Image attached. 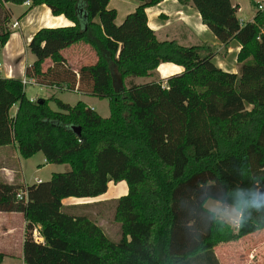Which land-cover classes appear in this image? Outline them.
I'll list each match as a JSON object with an SVG mask.
<instances>
[{
    "label": "trees",
    "instance_id": "16d2710c",
    "mask_svg": "<svg viewBox=\"0 0 264 264\" xmlns=\"http://www.w3.org/2000/svg\"><path fill=\"white\" fill-rule=\"evenodd\" d=\"M25 1L0 0V51L12 32L7 2ZM159 1L140 0L117 23L110 0H31L73 23L36 31L27 77L106 97L110 114L58 97L55 109L51 98L28 97L21 77L0 75V145L14 141L24 157L43 151L49 162L68 164L26 187L0 180V211L21 212L28 222L25 264H221L218 245L264 228V6L242 20L232 0H192L222 42L242 44L233 72L214 62L209 43L159 39L146 12ZM80 40L99 58L76 72L61 50ZM47 57L53 64L43 70ZM169 61L184 69L136 81ZM110 180L129 186L116 208L119 242L62 209L65 198L106 193ZM21 189L27 200L17 197ZM209 199L234 206L239 226L207 208ZM35 225L44 242L34 238Z\"/></svg>",
    "mask_w": 264,
    "mask_h": 264
},
{
    "label": "crops",
    "instance_id": "0c3cea01",
    "mask_svg": "<svg viewBox=\"0 0 264 264\" xmlns=\"http://www.w3.org/2000/svg\"><path fill=\"white\" fill-rule=\"evenodd\" d=\"M232 2L234 4L240 5L238 10L239 13V11L242 9L240 1L232 0ZM139 3L140 0H110L109 6L117 9L118 17L120 10L128 11V14L131 12H129V10L132 9L133 11ZM7 6L11 10V22L18 20L20 24L19 27L12 28V32L8 41L0 51V73H2L0 75L17 76L24 79L27 78V66L35 59L34 57L32 60H29V56L26 54V52L29 51V42L36 31L43 26L68 25L72 24L73 21L64 14H54L52 9L45 3L32 5L26 2H7ZM146 12L148 24L155 30L159 39H176L186 45L209 43L214 51L212 58L218 66L224 70L233 72L238 71V54L242 44L236 38H232L228 44L222 42L221 39L214 33V31L207 25V23L203 21L201 12L192 0L186 2L180 0H161L155 4L148 5L146 7ZM255 14L256 12L249 20H252ZM61 51L76 72H79L81 67L86 64L95 63L99 58L95 48L84 40L74 42L71 45L64 47ZM52 64V58L47 57L42 64L43 70H47ZM183 69L184 67L182 65L175 62H161L156 70V74L139 76L136 78V81L146 82L157 76L164 79L173 73L181 72ZM29 83L41 86L39 89H37L39 91L43 90V87H45V92L49 96H44V98H51L50 105L51 101H56L53 97H58L71 104L76 103L78 100H84L88 105L95 108L102 115L108 116L110 114V112L108 114V108L100 104L101 101H94L99 100L95 99L99 96L81 91L60 89L57 86L41 84L34 80L24 85L26 86ZM58 91H62V95H57ZM66 91H72L78 94L79 96L76 98L77 100L75 101L66 98V96L63 95L66 93ZM26 93L31 99H44L38 98L40 95V92L38 91L36 94L32 95H30L27 90ZM13 107H16L17 111L18 103H15L11 109ZM35 154L30 157H24L21 154L17 143L14 141L9 144L0 145V180L12 182L22 187H26L28 184L39 182V179L42 181V177H37L36 175L34 176L33 181L27 179V167L30 164L27 160L29 158L31 159V157H33ZM43 163L45 164L43 167H45L48 164L54 162H49L43 153V159L38 162V164L42 165ZM119 181L110 180L108 189L106 193L103 194V196L107 194L106 196L118 197L119 193H122L123 196L128 194L129 186L127 181L124 180L126 183ZM101 196L102 195L98 197L101 198ZM98 197L85 199H96ZM75 199L81 200L84 198H65L63 199V206L74 205ZM224 205L230 209H235V207L232 205ZM237 213L238 218L240 219L239 211H237ZM27 223L28 222L26 221L24 214L21 212L0 211V252L5 254L3 262L11 261L13 263L18 262L19 264H25L24 242L26 238ZM35 230H37L40 235L41 240L39 242H44V237L40 232V225H35L34 231ZM216 254L220 263L223 264L218 252H216Z\"/></svg>",
    "mask_w": 264,
    "mask_h": 264
},
{
    "label": "rangeland",
    "instance_id": "374dc122",
    "mask_svg": "<svg viewBox=\"0 0 264 264\" xmlns=\"http://www.w3.org/2000/svg\"><path fill=\"white\" fill-rule=\"evenodd\" d=\"M239 1L242 5V9L239 11L238 15L242 20H249L256 12L259 4L264 6V0H255L257 2L256 4L254 3L253 0H239ZM130 11H132V9H130L129 12ZM127 12L128 11L120 10L116 22L121 23L126 17L125 14H127ZM11 21L9 23V28L12 30L13 27L11 24L14 21L13 22ZM26 54L29 56V60H32L35 57L30 50L27 51ZM129 79L130 78H127V81H129ZM39 87L41 86H38L37 84L29 83L25 86V89L28 91L30 95L36 94L37 91L40 92L38 98H44V96H49L45 92V87H43V90L40 91L37 90L39 89ZM57 95H62V91H58ZM63 95H65L66 98L75 101L77 100L76 98H78L79 96L78 94L72 91H66V93ZM95 99H99L94 101H101L100 104L108 108L109 110L108 114H109L110 112L109 99L106 97L105 98L96 97ZM51 105L55 109L59 107L57 102L54 100L51 101ZM15 113H16V107H13L10 111V114L11 116H14ZM42 159H43V151H38L33 157H31V159L29 158L27 160L30 163L29 166L27 167L28 180L33 181L35 175L37 177H42L43 180H48L51 178L52 173L54 171H64L68 167V164L66 163H51L43 167L45 165L44 163L42 165L38 164V162H40ZM119 182L126 183L124 180H120ZM106 195L103 196L102 194L103 197L101 196V198L98 197L96 199H85V198L81 200L75 199L74 205H69V206L64 205L62 209L64 212L71 215L88 217L89 219L93 220L98 225H100L104 230V232L108 235V237H110V239H112L115 242H119L122 238V230H121V222H119L116 219V208L118 205V199L120 196H123V194L119 193L118 197L106 196ZM205 206L211 210H214V212L219 217L225 219L231 225L236 226L231 222L235 219H239L237 213L238 210L236 208L230 209L229 207H226L224 204H222L221 202L215 199H209ZM215 251L218 252L220 258L222 259L223 264H264V228L251 232L243 236L238 241L221 243L215 248ZM3 264H19V263L5 261L3 262Z\"/></svg>",
    "mask_w": 264,
    "mask_h": 264
},
{
    "label": "built area",
    "instance_id": "2783aa9c",
    "mask_svg": "<svg viewBox=\"0 0 264 264\" xmlns=\"http://www.w3.org/2000/svg\"><path fill=\"white\" fill-rule=\"evenodd\" d=\"M26 3H28V4H31V0H26L25 1ZM12 27L13 28H16V27H18V25H19V21L18 20H15L12 24ZM0 66H1V64H0ZM34 79L33 78H24L23 79V83L24 84H26V83H28V82H31V81H33ZM35 81V80H34ZM39 182L41 181V179H39L38 180ZM17 197L19 198V199H22V200H27V191L26 190H19V193H18V195H17ZM33 234H34V237H35V239H36V241H40L41 239H40V235H39V233L37 232V230H35L34 232H33Z\"/></svg>",
    "mask_w": 264,
    "mask_h": 264
},
{
    "label": "water",
    "instance_id": "95a60500",
    "mask_svg": "<svg viewBox=\"0 0 264 264\" xmlns=\"http://www.w3.org/2000/svg\"><path fill=\"white\" fill-rule=\"evenodd\" d=\"M74 129L77 131V132H80L81 131V127L79 125H74ZM258 201L260 202H264V186H261L259 189H258Z\"/></svg>",
    "mask_w": 264,
    "mask_h": 264
},
{
    "label": "clouds",
    "instance_id": "9594fccd",
    "mask_svg": "<svg viewBox=\"0 0 264 264\" xmlns=\"http://www.w3.org/2000/svg\"><path fill=\"white\" fill-rule=\"evenodd\" d=\"M234 225H236V226H239V224H240V220L239 219H235V220H233V221H231Z\"/></svg>",
    "mask_w": 264,
    "mask_h": 264
}]
</instances>
